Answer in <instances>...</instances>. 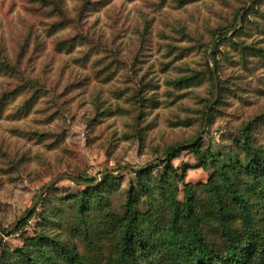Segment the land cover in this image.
<instances>
[{
    "label": "rangeland",
    "instance_id": "obj_1",
    "mask_svg": "<svg viewBox=\"0 0 264 264\" xmlns=\"http://www.w3.org/2000/svg\"><path fill=\"white\" fill-rule=\"evenodd\" d=\"M222 29L212 82L208 55ZM236 43L264 49V0H0V236L67 176L0 252L49 236L83 254L62 228V209L87 192L71 177L115 174L103 208L123 216L135 171L165 160L153 171L160 179L173 148L201 140L216 160L206 155L203 168L183 151L172 161L184 178L179 201L184 184H207L225 163L246 166L264 149V123L252 141L243 131L264 120V56L245 67Z\"/></svg>",
    "mask_w": 264,
    "mask_h": 264
},
{
    "label": "trees",
    "instance_id": "obj_2",
    "mask_svg": "<svg viewBox=\"0 0 264 264\" xmlns=\"http://www.w3.org/2000/svg\"><path fill=\"white\" fill-rule=\"evenodd\" d=\"M224 30L216 32L219 42L208 55V61L216 63L213 71L208 62L212 82L220 67L218 49L229 35ZM234 50L241 60L244 58V64L250 58L264 56V49L244 43H236ZM262 123L264 120H257L243 130L248 139L253 140L254 131ZM201 143L198 140L167 152L169 157L163 163L167 170L160 179L153 177L156 165L135 171L138 187L130 189L123 216L106 212V191L117 180L113 175H106L102 182L76 177V183L89 186L87 192L70 198L75 201L72 206L62 209V228L80 239L83 254L76 244L39 237L16 252H0V264H264V149L249 155L246 166L223 164L207 184H184V199L179 201L177 183L184 178L172 161L181 152L192 151L203 168L206 155L216 162L210 150L201 152ZM246 148L254 149L249 145ZM141 204L147 205L146 211L139 209ZM35 213L36 208L17 230Z\"/></svg>",
    "mask_w": 264,
    "mask_h": 264
},
{
    "label": "water",
    "instance_id": "obj_3",
    "mask_svg": "<svg viewBox=\"0 0 264 264\" xmlns=\"http://www.w3.org/2000/svg\"><path fill=\"white\" fill-rule=\"evenodd\" d=\"M251 6V5H250ZM249 8H247V10H248ZM247 10H245V12H243L242 13V15H241V17H243V15L246 13V11ZM240 17V18H241ZM216 95H218V85H217V94ZM198 141V140H197ZM196 141V142H197ZM195 142V143H196ZM169 157V156H168ZM168 159V158H167ZM163 161H165V160H162V161H159V162H155V163H153V164H149V165H147V166H145V167H143L141 170H144V169H146V168H149V167H152L153 165H159L160 163H162ZM106 175H115V174H113L112 172H106V173H104V177L106 176ZM67 176H62V177H59V178H56V179H54L52 182H50L43 190H42V192L39 194V196L36 198V200L33 202V204H32V206L29 208V210H28V212L20 219V220H18L16 223H14L13 225H11L8 229H7V231L2 235V236H0V243H1V241L4 239V238H7V237H9V235L13 232V231H15L17 228H18V226H19V223L21 222V221H23L24 219H26V218H28V216H29V214L38 206V204H39V202H40V200L58 183V182H60L61 180H63V178H66ZM71 180H75V178H73V177H71L70 178ZM80 184L81 185H84V186H89L88 184H86V183H83V182H80ZM95 185H97V183L96 184H94L93 186H95Z\"/></svg>",
    "mask_w": 264,
    "mask_h": 264
}]
</instances>
